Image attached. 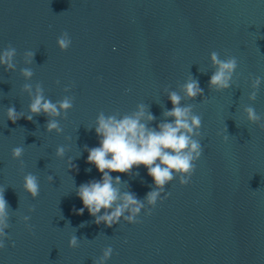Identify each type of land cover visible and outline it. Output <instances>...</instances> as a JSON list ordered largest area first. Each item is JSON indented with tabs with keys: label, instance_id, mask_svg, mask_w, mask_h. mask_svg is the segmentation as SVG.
Segmentation results:
<instances>
[{
	"label": "water",
	"instance_id": "obj_1",
	"mask_svg": "<svg viewBox=\"0 0 264 264\" xmlns=\"http://www.w3.org/2000/svg\"><path fill=\"white\" fill-rule=\"evenodd\" d=\"M61 38L71 40L67 50ZM10 49L14 68L0 64V190L9 205L0 264H264V0H0V56ZM213 52L237 60L226 89L210 85ZM193 80L203 89L195 99L185 91ZM38 88L72 107L33 114ZM172 92L201 118L191 183L174 171L161 189L143 165L112 172L121 197L132 193L143 208L135 222L125 212L111 227L97 224L77 193L102 179L88 163L102 139L99 116L123 119L143 106L141 123L159 131L174 119L165 115ZM51 119L62 131L48 130ZM28 174L38 197L24 188Z\"/></svg>",
	"mask_w": 264,
	"mask_h": 264
},
{
	"label": "clouds",
	"instance_id": "obj_2",
	"mask_svg": "<svg viewBox=\"0 0 264 264\" xmlns=\"http://www.w3.org/2000/svg\"><path fill=\"white\" fill-rule=\"evenodd\" d=\"M58 43L61 49L67 50L71 40L61 38ZM14 56L15 49L6 50L0 56V64H5L10 69L14 68L12 62ZM211 59L213 64L217 66V71L212 75L210 85L217 90L230 87L232 74L237 67L236 58L222 60L218 53L213 52ZM24 75L31 77L32 73L25 70ZM260 82V78H257L254 87H258ZM185 91L191 99L203 95V89L195 80L185 85ZM252 98L254 99L255 96L253 95ZM169 99L173 104V108L165 115L174 119L172 122L161 123L158 126L159 131L149 128L146 123H141V120L145 117L143 106L133 116H125L123 119H117L115 116L106 118L103 114L99 116L96 133L102 139L99 147L88 149V163L96 166L102 174V179L82 184L77 193L83 201L84 208H87L92 216L97 217V224L103 222L111 227L114 223H119L125 212L130 213L125 219L135 222L136 216L143 208V204L132 193L126 192L121 197L119 189L113 186L112 172L129 173L133 166L143 165L148 169V174L153 178L157 187L161 189H163L166 182L173 179L174 171L181 174V185L188 186L191 183V178L196 171L193 161L198 160L203 152L199 141L193 139L194 135H199L197 130L201 127V118L192 113L191 106L182 107L181 97L175 92L170 93ZM71 107L72 103L68 98L59 102V106L53 104L50 100H46L42 91L38 88L37 94L30 105V110L35 115L44 113L50 117H57L60 115L61 109L67 111ZM247 112L249 120L256 122L259 119L254 108H248ZM7 117L13 123L21 118L14 106L8 108ZM27 118L31 120L32 116ZM154 119L155 117L150 113L147 114V120L152 121ZM48 130L50 132L52 130L62 131L55 119L49 120ZM64 151L63 147L58 148L57 155L63 156ZM23 152L22 147L14 148L12 150L13 158H20ZM157 160L160 162L156 163ZM119 181L120 177L117 176L116 182ZM24 188L33 198L38 197L40 194L38 179L32 174L25 177ZM159 195L160 193L157 191L149 192L148 202L155 205ZM170 195L171 193H169ZM165 199H168V197H165ZM113 205H115L114 209ZM8 207L4 190H0V237L4 239H8L5 232L8 227ZM84 208L79 210V214H83ZM101 209L105 210L102 216L99 215ZM32 211H35V209L33 208ZM149 215H151V212ZM30 219L31 217H24L26 222ZM27 226L29 231H32V226L30 224H27ZM13 246L15 245L13 244ZM77 246V239L73 236L70 240V247L76 248ZM5 247L4 240H0V249ZM111 252L112 249L109 248L105 252V257H109Z\"/></svg>",
	"mask_w": 264,
	"mask_h": 264
}]
</instances>
